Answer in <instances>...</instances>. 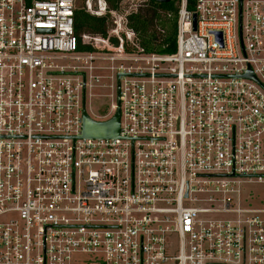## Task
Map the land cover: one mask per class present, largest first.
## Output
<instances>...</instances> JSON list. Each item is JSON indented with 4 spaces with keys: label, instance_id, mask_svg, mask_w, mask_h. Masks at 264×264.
Segmentation results:
<instances>
[{
    "label": "built area",
    "instance_id": "built-area-1",
    "mask_svg": "<svg viewBox=\"0 0 264 264\" xmlns=\"http://www.w3.org/2000/svg\"><path fill=\"white\" fill-rule=\"evenodd\" d=\"M189 5L159 54L124 22L80 51L79 0H0V264H264V0Z\"/></svg>",
    "mask_w": 264,
    "mask_h": 264
},
{
    "label": "trees",
    "instance_id": "trees-1",
    "mask_svg": "<svg viewBox=\"0 0 264 264\" xmlns=\"http://www.w3.org/2000/svg\"><path fill=\"white\" fill-rule=\"evenodd\" d=\"M110 6L108 14L96 16L88 12L86 7H78L75 11V33L79 41L80 51H94L90 45L84 44L88 36L107 39L113 29L110 22L112 13H118L126 0H105ZM195 0H189V9H193ZM180 0H171L161 4L156 0H143L139 7L126 14L124 24L133 33L134 41L148 53L173 54L177 50V25Z\"/></svg>",
    "mask_w": 264,
    "mask_h": 264
},
{
    "label": "rangeland",
    "instance_id": "rangeland-1",
    "mask_svg": "<svg viewBox=\"0 0 264 264\" xmlns=\"http://www.w3.org/2000/svg\"><path fill=\"white\" fill-rule=\"evenodd\" d=\"M143 2V0H126L121 5L120 11L116 14L111 15L110 22L115 27V24L122 25V22H125L124 18L126 14L135 11L139 4ZM85 2H80L79 7H84ZM91 11L95 10L94 5L91 4ZM113 27V28H114ZM126 30V29H125ZM109 100L103 99H94L91 103V109L94 111L96 115H104L107 110ZM89 108V103H88ZM243 200L249 206L264 209V184H246L242 188ZM177 247L176 243L173 248Z\"/></svg>",
    "mask_w": 264,
    "mask_h": 264
},
{
    "label": "water",
    "instance_id": "water-1",
    "mask_svg": "<svg viewBox=\"0 0 264 264\" xmlns=\"http://www.w3.org/2000/svg\"><path fill=\"white\" fill-rule=\"evenodd\" d=\"M158 3L167 4L171 0H156ZM197 15H194V29L196 30ZM120 97V94L118 95ZM83 138L90 139H118L120 137V104L113 118L107 122H97L89 117L84 109Z\"/></svg>",
    "mask_w": 264,
    "mask_h": 264
},
{
    "label": "flooded vegetation",
    "instance_id": "flooded-vegetation-1",
    "mask_svg": "<svg viewBox=\"0 0 264 264\" xmlns=\"http://www.w3.org/2000/svg\"><path fill=\"white\" fill-rule=\"evenodd\" d=\"M85 2V7L86 9L90 10L91 9V4L94 5L95 10L92 11L91 14L96 15V16H105L106 14L110 13V6L107 4L105 0H79L80 2ZM87 10V11H88ZM89 12V11H88ZM116 14V13H112ZM117 28V25H115Z\"/></svg>",
    "mask_w": 264,
    "mask_h": 264
}]
</instances>
